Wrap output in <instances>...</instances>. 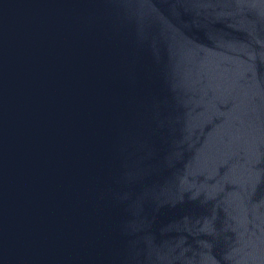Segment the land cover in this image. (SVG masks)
<instances>
[{"label":"water","instance_id":"95a60500","mask_svg":"<svg viewBox=\"0 0 264 264\" xmlns=\"http://www.w3.org/2000/svg\"><path fill=\"white\" fill-rule=\"evenodd\" d=\"M0 264H264V0H0Z\"/></svg>","mask_w":264,"mask_h":264}]
</instances>
